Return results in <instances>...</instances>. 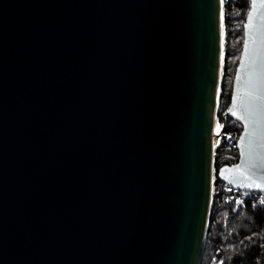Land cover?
Here are the masks:
<instances>
[{
    "label": "water",
    "instance_id": "obj_1",
    "mask_svg": "<svg viewBox=\"0 0 264 264\" xmlns=\"http://www.w3.org/2000/svg\"><path fill=\"white\" fill-rule=\"evenodd\" d=\"M261 11L222 116L238 159L217 171L249 193H264ZM221 46L220 0H0V264H199Z\"/></svg>",
    "mask_w": 264,
    "mask_h": 264
},
{
    "label": "trees",
    "instance_id": "obj_2",
    "mask_svg": "<svg viewBox=\"0 0 264 264\" xmlns=\"http://www.w3.org/2000/svg\"><path fill=\"white\" fill-rule=\"evenodd\" d=\"M250 0H225L223 3L224 53L218 101L217 122L230 104L232 84L244 41V24ZM241 126L227 119L225 133H234L232 145L221 141L214 151L213 193L199 264H264V206L262 194L238 192L237 204L226 185L219 181L217 171L237 162L234 145Z\"/></svg>",
    "mask_w": 264,
    "mask_h": 264
},
{
    "label": "snow or ice",
    "instance_id": "obj_3",
    "mask_svg": "<svg viewBox=\"0 0 264 264\" xmlns=\"http://www.w3.org/2000/svg\"><path fill=\"white\" fill-rule=\"evenodd\" d=\"M220 2H221V4H223V3L225 2V0H220ZM250 3H251V6H252L253 11H250V12L248 13L249 23L244 25L245 28L250 27V25H251V21H252V19H253V12H255V11L257 10V7H259L261 10H264V0H259V5L257 4V0H250ZM260 15H261V20L264 21V11H261V14H260ZM244 54H245L246 57H247L248 54H249V50H248V46H247V42H246V44H245V53H244ZM242 67H243V65H242ZM240 80H241V77H240V76H237V81L239 82ZM245 100H246V97L242 99V102H241V104L239 105V107H240L241 110H242V115L236 117L238 120H241V119H242V120L247 121V120L249 119V117H248L247 115H244V114H243L244 112L247 111V109L245 108ZM235 108H236V105L234 104L233 108H230V109H229V111H230L233 115H236ZM217 127L219 128L220 125H217ZM253 129H254V125H253ZM252 135H253V133H250V132H248V131L245 132V137H250V136H252ZM251 143H252V141L249 140V151H250V152H251ZM239 168H240V166H237L236 171H239ZM226 171H229V169H221V172H222V173H223V172H226ZM241 175H243V174H241ZM232 182H233V181H231V180L229 181V183H232ZM255 183H256V181H255V178H254V179H252V180L250 181L249 184H243V186H244V187H250L251 185H253V184H255ZM256 187H258V188H260V190L264 191V185H256ZM229 190H230V189H229ZM236 203H237V204H240V203H242V201H236ZM260 203H261V204H264V198H261V199H260Z\"/></svg>",
    "mask_w": 264,
    "mask_h": 264
},
{
    "label": "built area",
    "instance_id": "obj_4",
    "mask_svg": "<svg viewBox=\"0 0 264 264\" xmlns=\"http://www.w3.org/2000/svg\"><path fill=\"white\" fill-rule=\"evenodd\" d=\"M215 123H216L215 124V129L217 130V138H216L217 144H216L215 147L219 146L221 144L222 140H224V142L227 143L228 145H232L233 144V137H234L235 134L234 133H225V132L224 133H220L221 129H220V127L219 128L217 127L218 122L216 121ZM233 147H236V145H234ZM213 181H214V171L212 170V177H211V190H212V193H213ZM224 191L226 193H228V194H231L232 198L235 199V201H241L240 198L238 197V194H237L238 192L249 193V192L240 191L237 188L231 187V186H228V185H226V188L224 189ZM253 194H262L261 198H264V193H253ZM261 205L264 206V204H261Z\"/></svg>",
    "mask_w": 264,
    "mask_h": 264
},
{
    "label": "bare ground",
    "instance_id": "obj_5",
    "mask_svg": "<svg viewBox=\"0 0 264 264\" xmlns=\"http://www.w3.org/2000/svg\"><path fill=\"white\" fill-rule=\"evenodd\" d=\"M222 17H223V7H222V4H221V36L223 37V23H222ZM223 48H222V46H221V58H220V64H219V73H220V75H221V73H222V56H223ZM215 122H216V120H215ZM215 124L216 123H214V126H213V134H212V148H213V150L215 149V147H214V142H217L216 141V138H217V130L215 129Z\"/></svg>",
    "mask_w": 264,
    "mask_h": 264
},
{
    "label": "rangeland",
    "instance_id": "obj_6",
    "mask_svg": "<svg viewBox=\"0 0 264 264\" xmlns=\"http://www.w3.org/2000/svg\"><path fill=\"white\" fill-rule=\"evenodd\" d=\"M223 33H224V30H223ZM223 48V47H222ZM223 51V50H222ZM223 66V65H222ZM222 74V73H221ZM216 120H217V118H216ZM218 125H220L219 123H218ZM220 129H221V125H220ZM220 133H221V131H220ZM234 137H235V135H234ZM234 137H233V141L235 140L234 139ZM216 144H217V142H214V147L216 146Z\"/></svg>",
    "mask_w": 264,
    "mask_h": 264
}]
</instances>
